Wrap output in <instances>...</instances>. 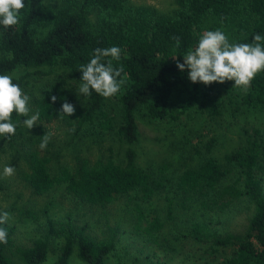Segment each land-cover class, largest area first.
<instances>
[{
  "label": "trees",
  "instance_id": "obj_1",
  "mask_svg": "<svg viewBox=\"0 0 264 264\" xmlns=\"http://www.w3.org/2000/svg\"><path fill=\"white\" fill-rule=\"evenodd\" d=\"M174 1L176 9L165 14L149 5H134L129 0H24L26 6L19 14V23L9 28L0 25V75H9L20 67L35 69L13 76V82L22 90L34 75H47L43 67L49 68V72L63 67L71 78L80 80V67L90 62L94 50L112 46L121 49V58L113 61V66L123 65L128 76L121 92L113 96L117 109L113 115L106 110V98L94 91L86 98V105L76 106L71 101L70 90L58 83L42 87L34 98V110L39 112L41 120L62 117L78 125L87 123L107 131L117 124L116 136L126 145L121 158L113 159L110 154L106 160L93 163L77 158L72 171L61 166L58 174L51 175L49 159L32 150L25 155L28 172L24 179L37 195L64 184L67 193L80 202L99 207L131 193L146 201L158 192L169 190L172 197L166 198L165 219L154 217L143 228L150 242H156L155 234L167 221L175 219L173 201L176 200L183 213H190L181 222L173 221L175 227L182 228L180 232L194 242L207 243L211 252L233 247L231 255L215 264H264L262 130H245L244 142L226 153L223 163L213 154L217 138L210 137L201 146H192V153L186 152L185 156L182 153L180 168L170 174L168 162L154 172L137 164L133 146L139 140L138 115L174 121L201 102L197 84L176 63L177 60L183 63V56L197 47L206 29L228 34L230 43H252L256 34L264 38V0ZM173 37L180 38L179 47ZM261 44L264 46V39ZM183 84H191L192 93L180 109L171 110V96ZM222 85L226 87L225 83ZM52 96L57 97L55 103ZM227 98L231 115L241 106L264 108V71L255 76L247 91L231 89ZM65 99L75 107V113L69 117L59 116ZM220 106V102L212 104L209 114L220 116ZM20 121L21 116L14 112L11 122L16 124L15 135L3 137L10 145L20 132ZM243 201L252 206L244 232L219 233L212 226L216 218L211 214H224ZM135 211L139 228L143 213L139 206ZM0 227L8 233L7 244H0V264L44 262L52 236L62 240L53 264H67L73 253L86 264H107L105 261L110 256L114 258L113 264H122L116 246L118 226H108L104 237L97 239L86 231L85 225H76L69 214L59 222L47 217L45 233L30 246L16 248L14 259L7 253L12 246L14 229L7 223Z\"/></svg>",
  "mask_w": 264,
  "mask_h": 264
},
{
  "label": "rangeland",
  "instance_id": "obj_2",
  "mask_svg": "<svg viewBox=\"0 0 264 264\" xmlns=\"http://www.w3.org/2000/svg\"><path fill=\"white\" fill-rule=\"evenodd\" d=\"M129 1L134 5L152 6L165 14H171L177 7L174 0ZM225 35L228 37V34ZM33 70L35 69L20 67L9 75L18 76ZM43 71L48 72L47 75H34L22 90L30 97V115L36 114L34 98L40 94L42 87L51 83L68 88L74 105L82 106L88 103L86 98L77 97L80 81L71 78L66 69L57 67L49 72V68L43 67ZM226 82V87L219 83L208 86L196 83L201 102L181 113L174 121L155 120L143 114L138 115L136 123L139 140L133 146L137 153V164L154 172L160 165L168 162L171 164L168 171L170 174L173 169L180 168L183 162L182 153L184 156L186 152L192 153V146H201L210 137L217 138L213 154L223 163V156L244 142L245 130L251 132L253 129H260L264 133V108L241 106L235 115H231L228 91L234 88L240 92L243 90L234 87V81ZM191 93V84L176 88L171 96L170 109H180ZM106 102V110L110 115L115 114V98H106ZM218 102L221 104V115L215 117L209 114V111L211 105ZM26 118L21 117V122ZM116 128L117 124L110 131L101 130L87 123L78 125L73 120L55 117L50 121L39 119L37 125L30 130L20 123V132L13 145L0 137V211L10 214L7 224L14 229L12 246L7 252L10 257L15 258L16 248L30 246L45 233L47 217L59 222L68 214L76 225H85L86 231L97 239L104 237L108 226H118L116 246L121 253L122 264H215L224 256L231 255L233 247L217 248L215 252H211L207 243L194 242L185 236L184 232H180L182 228L175 227L173 221L181 222L186 219L185 216L188 218L190 213H183L176 205V200L173 201L175 219L167 221L155 234L156 242L147 239L143 231L147 223L154 217L165 219L166 198L172 197L169 190L158 192L146 201L131 193L129 196L116 198L105 207H99L80 202L67 193L64 184L55 185L48 192L37 195L26 183L24 175L28 172V166L25 155L32 150L49 159L48 169L51 175L58 174L61 166H66L72 171L76 167L77 158H84L89 163L98 159L106 160L110 154L113 159L121 158L126 145L118 140ZM45 133H51V139L47 148L41 150L39 145ZM196 160L199 159L196 157ZM5 166L14 167L15 174L5 177ZM261 183L264 186V177ZM136 206H139L143 213L139 228L136 227ZM251 214L252 206L243 201L224 214H211L216 218L212 226L221 234H242ZM61 242L60 238L50 237L47 258L40 264H53ZM105 262L113 264L114 258L110 256ZM67 264L86 263L81 262L73 253Z\"/></svg>",
  "mask_w": 264,
  "mask_h": 264
},
{
  "label": "clouds",
  "instance_id": "obj_3",
  "mask_svg": "<svg viewBox=\"0 0 264 264\" xmlns=\"http://www.w3.org/2000/svg\"><path fill=\"white\" fill-rule=\"evenodd\" d=\"M24 0H0V25L5 28L19 23L20 12L25 8ZM176 46H180V38L173 37ZM261 35L256 34L252 43H230L229 38L221 31H205L198 41L195 49L189 50L183 56V63L177 60L176 67L184 72L187 70L188 79L193 83H202L206 86L213 83L224 84L234 81V87L247 91L255 76L264 71V46ZM110 58V59H106ZM121 49L117 46L97 48L90 62L81 65L82 73L77 90V97L89 98L93 91L101 97L111 98L121 92L128 80L124 73L123 65L113 66V61H119ZM172 59H177L174 57ZM123 74V75H122ZM53 103L57 97L52 96ZM27 117L20 123L27 129L37 125L39 112L30 115V97L25 94L20 86L13 82V76L0 75V137L10 138L15 135L16 124L11 122L12 114ZM75 113L73 104L65 101L62 103L59 116H72ZM51 133L41 137L39 145L41 150L47 148ZM15 168L5 166L3 175L11 177ZM10 219L7 211L0 212V225ZM7 229L0 227V244H7Z\"/></svg>",
  "mask_w": 264,
  "mask_h": 264
}]
</instances>
